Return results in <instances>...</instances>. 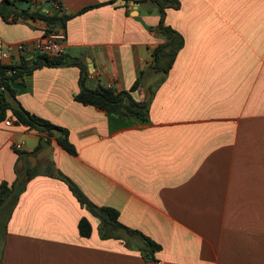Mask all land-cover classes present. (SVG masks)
Segmentation results:
<instances>
[{
	"label": "crops",
	"instance_id": "obj_1",
	"mask_svg": "<svg viewBox=\"0 0 264 264\" xmlns=\"http://www.w3.org/2000/svg\"><path fill=\"white\" fill-rule=\"evenodd\" d=\"M3 1L2 63L5 47L50 28L32 16L37 10L13 0L2 8ZM61 1L72 15L64 53L86 61V86L129 90L140 79L132 95L149 98L160 76L152 52L164 41L156 8L139 0ZM13 13L24 20L10 21ZM165 22L184 45L155 86L146 121L77 101L76 65L42 66L15 84L25 109L69 129L76 154L53 137L56 168L160 248L152 253L142 236L122 229L102 238L100 219L65 181L44 174L41 162L9 218H1L0 264H264V0H181ZM22 55L12 51L10 63ZM7 116L13 125H0V184L13 183L16 168L37 165L31 156L42 135L15 123L12 111ZM83 217L89 236L80 234Z\"/></svg>",
	"mask_w": 264,
	"mask_h": 264
},
{
	"label": "trees",
	"instance_id": "obj_2",
	"mask_svg": "<svg viewBox=\"0 0 264 264\" xmlns=\"http://www.w3.org/2000/svg\"><path fill=\"white\" fill-rule=\"evenodd\" d=\"M139 1L147 2L152 7L156 8L157 13L160 16L157 30L164 37V41L159 43L152 52V68L160 76L156 85L151 87L149 98L145 100H136L132 95V92L137 90L141 85L140 79H138L129 90H116L104 86L96 89L87 87L85 83L88 76L87 63L81 57H74L64 52L56 56H49L43 53L35 55L25 54L22 55V58L18 63L4 64L0 62V122L8 117L7 112L10 110L12 111L15 123L39 130L42 135L35 153L39 152L44 147L51 145L52 138L56 136L58 143L62 147L70 153L76 154V147L69 139V129L54 124L25 109L17 97V89L15 87V84L21 82L26 74L32 73L37 68L42 66L60 67L66 65H76L81 68L80 91L75 95L77 101L85 105L95 106L98 109L104 110L118 117L136 116L146 121L149 116L150 101L155 92V86L166 78L167 74L173 67L178 52L184 45V38L178 31L165 22L167 10L169 8L179 9L181 6V0ZM10 4L12 3L9 0H4L2 8H7ZM91 7L92 5L85 7L80 12L86 11ZM8 10L9 12L12 11L10 8ZM22 11L27 12L25 9H22ZM32 16L41 17L48 22L50 27L58 29H65L67 20L72 17L71 14L66 12L48 14L40 10L35 11ZM6 95H9L10 99H6ZM41 162H44L46 166L44 174L65 181L81 205L85 206L100 219L101 223L99 232L102 238L118 237L117 232L122 229L142 236L148 245L150 252L153 253L160 248V246L151 239L124 225L119 220V212L116 209L99 206L92 202L74 181L64 175L61 170L56 168L49 157L39 161L38 165H40ZM38 165L32 167L30 162H28L23 172L22 169L16 168L17 178L13 183H8L7 181L1 182L0 214H6L7 219L17 205L21 193L26 188L27 180L25 177H33L40 173L38 171ZM79 230L82 236H89L91 234L92 226L86 217L81 218Z\"/></svg>",
	"mask_w": 264,
	"mask_h": 264
},
{
	"label": "built area",
	"instance_id": "obj_3",
	"mask_svg": "<svg viewBox=\"0 0 264 264\" xmlns=\"http://www.w3.org/2000/svg\"><path fill=\"white\" fill-rule=\"evenodd\" d=\"M16 4L20 5V2L28 1L30 3L29 7L34 10H43L48 14H54L56 12L65 13L67 12V7L61 0H13ZM49 3L50 8L46 7V4ZM28 7V8H29ZM10 21H23L24 17L19 16L18 14H10L8 16ZM66 31L65 29H58L50 27L48 32L40 39L30 42H20L15 46H7L1 52V59L5 64L10 63L11 52L17 50L26 55H35V54H47L49 56H56L64 52L65 43H66ZM106 87L112 88V84H108ZM3 124L6 127L13 125V119L7 117L0 125ZM16 148L20 149L22 145L16 143Z\"/></svg>",
	"mask_w": 264,
	"mask_h": 264
},
{
	"label": "water",
	"instance_id": "obj_4",
	"mask_svg": "<svg viewBox=\"0 0 264 264\" xmlns=\"http://www.w3.org/2000/svg\"><path fill=\"white\" fill-rule=\"evenodd\" d=\"M130 2H131L135 7H138V5H139V2H136V1H130ZM20 5H21L23 8L27 9V8L29 7L30 3H29L28 1H26V2H22V1H21V2H20ZM46 7H47L48 9L50 8L49 3L46 4ZM136 19H137L138 21L142 22L143 25L146 27V25H145V23H144L142 17H138V16H137ZM6 99H10V96H9V95H6ZM51 151H52V147L49 145V146L44 147L42 150H40L39 152H37L35 155H32L31 157H32L33 164H36L39 160H43V159L49 157L50 154H51ZM23 164H24V161L21 160L20 163H19V167H22ZM26 179H29V177L26 176Z\"/></svg>",
	"mask_w": 264,
	"mask_h": 264
},
{
	"label": "rangeland",
	"instance_id": "obj_5",
	"mask_svg": "<svg viewBox=\"0 0 264 264\" xmlns=\"http://www.w3.org/2000/svg\"><path fill=\"white\" fill-rule=\"evenodd\" d=\"M52 158V157H51ZM37 165H38V162H37ZM36 165V166H37ZM44 167V166H43ZM38 169L39 170H43V168H42V165H38ZM4 217H5V219H6V214H4V216H2V217H0V240L2 239V236H3V230H1V227H2V219L1 218H3V220H4Z\"/></svg>",
	"mask_w": 264,
	"mask_h": 264
}]
</instances>
